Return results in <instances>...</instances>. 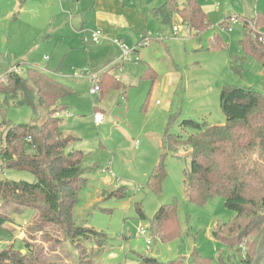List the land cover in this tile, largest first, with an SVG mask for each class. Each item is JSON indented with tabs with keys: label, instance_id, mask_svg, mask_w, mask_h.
Listing matches in <instances>:
<instances>
[{
	"label": "rangeland",
	"instance_id": "1",
	"mask_svg": "<svg viewBox=\"0 0 264 264\" xmlns=\"http://www.w3.org/2000/svg\"><path fill=\"white\" fill-rule=\"evenodd\" d=\"M199 1L212 26L199 36L191 33L184 37L187 28L178 21L173 25L180 30L176 35L173 26H164L151 16V10L163 0H68L65 3L70 8L63 13L67 16L59 15L63 11L55 0L54 10L41 0H0V76L5 77L17 65L24 71V66L33 64L75 89L63 101L68 112L59 116L65 122L64 135L77 138L68 151H82L86 155L84 166L98 169L86 175L74 221L110 238L108 247L100 240L102 248L85 253L82 246L75 248L65 239L60 227L43 223L33 211L9 208L2 213L10 219L5 227L13 237L8 245L0 244V252L6 246L25 248L27 243L41 260L62 264H124L137 255L163 263L181 257L186 264H195L194 259L200 256L210 258L212 264H243L236 251L212 234L217 223L230 222L236 213L225 207L222 198L203 207L186 198L183 171L190 162L189 148L171 151L166 157L161 196L147 186L160 161L162 144L170 133L180 134V121L226 123L220 106L223 85L250 88L264 95V72L256 60L248 59L245 64H236L238 71L233 69V60L244 56L239 46L243 26L239 20L231 21L264 14V0ZM98 2L103 7L119 4L124 11L136 12L140 28L117 24L119 40L124 38L123 44L134 50L130 59L124 60L121 47L112 41L96 45L92 40V33L99 29L94 9ZM259 31L264 34V27ZM216 33L226 43L225 50L211 48L210 38ZM148 65L159 72V78L142 111L151 88V82L141 78ZM108 70L126 88V95L115 88L102 99L100 94L91 95L84 72L101 76ZM96 109L105 117L100 125L95 122ZM6 119L13 125L40 124L44 112L9 108ZM250 166L264 175V160L258 154L251 156ZM5 178L35 181L28 172L6 173ZM173 202L177 204L181 236L169 242L155 240L149 231L151 221L161 206ZM138 207L146 220L139 217ZM142 228L146 236L140 234ZM147 240L152 242L150 246Z\"/></svg>",
	"mask_w": 264,
	"mask_h": 264
},
{
	"label": "trees",
	"instance_id": "2",
	"mask_svg": "<svg viewBox=\"0 0 264 264\" xmlns=\"http://www.w3.org/2000/svg\"><path fill=\"white\" fill-rule=\"evenodd\" d=\"M150 14L164 26L172 27L178 21L187 28L186 36L191 33L199 36L212 26L199 0H184L182 4L179 0H163V4L153 8ZM238 20L243 26L239 46L244 58L236 57L233 69L238 71L236 64H245L248 59H254L264 72V43L260 40L264 34L259 31L264 27V14ZM210 41L214 50H225L227 47L218 33ZM135 52L138 50L135 49ZM20 66L17 65L18 68ZM23 70L21 74L10 71L5 76L6 82L0 76V96L3 98L0 103V244L8 245L13 237L5 227L10 219L2 213L12 208L15 212L31 210L43 223L60 227L65 239L72 246L75 244V248L82 246L85 253L102 248L99 247L100 240L108 247L110 238L107 234L87 226H78L74 221L79 193L87 184L86 175L98 169L84 166L86 155L82 151H68L77 138L64 135L65 123L57 116L68 112L63 101L73 95L75 89L37 66L27 65ZM141 78L151 82L142 106V111H145L159 74L147 67ZM99 85L101 99L112 88L121 90L124 95L127 93L110 70L101 74ZM220 106L226 118L223 125L192 119L179 122L180 134L170 133L167 142L162 144L160 161L148 177L147 186L161 196L167 176L166 157L171 151L189 148L190 162L183 171L187 200L203 207L222 198L225 207L235 212L236 216L230 222L217 223L212 234L236 251L243 264H254L264 237V175L251 167L250 161L255 154L264 160V95L250 88L225 84L222 86ZM24 107L44 112L43 121L40 124L20 125L7 121L9 108ZM99 111L102 110L96 109V113ZM10 172H28L35 181L29 183L5 178V174ZM137 210L139 217L146 220L143 209L138 207ZM149 231L155 240L162 242L181 236L176 202L159 208ZM24 247L15 249L14 246H6L0 252V264H62L41 260L30 245L26 243ZM194 263L212 264V260L199 256ZM124 264L186 262L181 257L163 263L148 255H137Z\"/></svg>",
	"mask_w": 264,
	"mask_h": 264
},
{
	"label": "crops",
	"instance_id": "3",
	"mask_svg": "<svg viewBox=\"0 0 264 264\" xmlns=\"http://www.w3.org/2000/svg\"><path fill=\"white\" fill-rule=\"evenodd\" d=\"M41 1L53 6L54 8L52 7L51 8L52 10L55 9L54 0H41ZM56 1L60 2L61 10L63 11V12L59 11L60 12L59 15L67 16L66 14H63V13H66L68 11V9L70 8V5L68 3H65L68 0H66V1L55 0V2ZM95 8L98 11L97 15H96V17H97L96 23H97L99 29H97V30H101L103 32V34H104V41L103 42H111L114 39L119 40L117 35L119 34L120 28L117 27V24L127 25V26L132 25L133 27H139L140 28L139 20L136 17V12H134L133 10L125 9L126 11H124V8H122L121 5L119 6V4H117V5L112 4L110 6L103 7L99 2L95 5L94 9ZM64 11H66V12H64ZM146 37H148V36H146ZM119 41H121L123 43L124 38H121V40H119ZM145 41H147V40H145ZM111 43H113V42H111ZM96 45H100V44H96ZM141 61H142V58H141ZM30 65H33V64H30ZM147 67L153 68L150 65H148ZM153 69L155 71H157L155 68H153ZM158 74H159V72H158Z\"/></svg>",
	"mask_w": 264,
	"mask_h": 264
},
{
	"label": "built area",
	"instance_id": "4",
	"mask_svg": "<svg viewBox=\"0 0 264 264\" xmlns=\"http://www.w3.org/2000/svg\"><path fill=\"white\" fill-rule=\"evenodd\" d=\"M60 1H66V0H60ZM232 22H238L237 18H232L231 20ZM174 31L176 33V35H178L179 33V29L176 27L174 28ZM92 40L94 41L95 44H101L104 41V34L101 30H96L95 32L92 33ZM261 42L264 43V36L261 37ZM114 44L118 45L121 47L122 49V53H123V59H130V56L132 55V53L134 52V50L132 51L131 49H129L128 47H126L121 41L114 39L112 41ZM137 61H139V59L137 58ZM14 73L17 74H21V70L18 67H15L11 70ZM84 75L86 77V79L90 82V93L92 96L100 94V85H99V79H100V74H96V75H92L88 72H84ZM4 82L7 81L6 77L2 78ZM58 117L60 116L59 114L57 115ZM104 115L102 112H98L95 115V122L97 125H100L101 123H103L104 121ZM140 234L143 236H146V230L144 228H142L140 230ZM151 241L147 240V245L150 246L151 245Z\"/></svg>",
	"mask_w": 264,
	"mask_h": 264
},
{
	"label": "water",
	"instance_id": "5",
	"mask_svg": "<svg viewBox=\"0 0 264 264\" xmlns=\"http://www.w3.org/2000/svg\"><path fill=\"white\" fill-rule=\"evenodd\" d=\"M183 36L186 37V33H184ZM195 256H197V254L194 255V257ZM254 264H264V237H263V240L261 242V247L259 249L258 256H257Z\"/></svg>",
	"mask_w": 264,
	"mask_h": 264
}]
</instances>
